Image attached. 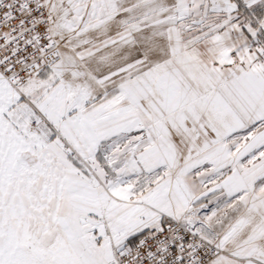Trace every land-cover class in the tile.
<instances>
[{
    "label": "snow or ice",
    "instance_id": "snow-or-ice-1",
    "mask_svg": "<svg viewBox=\"0 0 264 264\" xmlns=\"http://www.w3.org/2000/svg\"><path fill=\"white\" fill-rule=\"evenodd\" d=\"M0 264H264V0H0Z\"/></svg>",
    "mask_w": 264,
    "mask_h": 264
}]
</instances>
